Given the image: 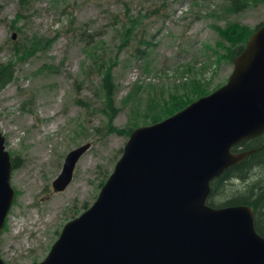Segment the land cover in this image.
Returning a JSON list of instances; mask_svg holds the SVG:
<instances>
[{"label":"rangeland","instance_id":"obj_1","mask_svg":"<svg viewBox=\"0 0 264 264\" xmlns=\"http://www.w3.org/2000/svg\"><path fill=\"white\" fill-rule=\"evenodd\" d=\"M132 19L130 37L122 36ZM262 21L264 0H246L236 11L230 0H31L26 6L0 0V62L11 61L14 69L0 89V132L16 162L9 176L16 193L0 229L3 264L42 260L62 225L95 199L121 154L127 136L109 132L96 64L110 66L115 84L112 126L124 127L133 109L141 113L153 100L159 107L151 115L159 121L223 84L234 36ZM23 49L28 54L19 59ZM138 86L144 92L135 102L128 93ZM184 95L186 103L169 114ZM145 115L138 125L151 119ZM85 142L70 181L53 190L65 153ZM248 175L264 189V166ZM250 180L227 181L225 194ZM212 197L214 204L225 199Z\"/></svg>","mask_w":264,"mask_h":264},{"label":"water","instance_id":"obj_2","mask_svg":"<svg viewBox=\"0 0 264 264\" xmlns=\"http://www.w3.org/2000/svg\"><path fill=\"white\" fill-rule=\"evenodd\" d=\"M262 132L264 23L223 84L129 133L95 199L62 225L37 264H264L251 207L206 203L210 181L249 153L230 148ZM88 146L65 153L53 190L68 184ZM11 166L0 132V229L14 197Z\"/></svg>","mask_w":264,"mask_h":264},{"label":"trees","instance_id":"obj_3","mask_svg":"<svg viewBox=\"0 0 264 264\" xmlns=\"http://www.w3.org/2000/svg\"><path fill=\"white\" fill-rule=\"evenodd\" d=\"M17 4L20 6H26L31 0H16ZM246 4V0H230V6L231 8L236 11L242 9ZM264 21L257 24L255 27H253L250 30L245 29L243 36L239 37V34L234 36V44L231 46L230 49L226 52L227 58H229L231 61L235 55H237L243 48V45L248 38L249 34L259 25L263 24ZM135 24V19L128 21V26L124 27L122 31V36L130 37V30L133 28V25ZM244 29V28H243ZM235 30L234 28H231V31ZM227 33V32H224ZM232 34V33H231ZM226 36V35H225ZM36 43L32 45V47H36ZM137 51V50H136ZM18 52V48L14 53ZM26 50L23 49L18 53V58L23 59L26 54ZM136 57H140L139 52L135 54ZM102 62V61H101ZM94 65V62L92 63ZM103 66V67H101ZM96 70L99 72V88L102 91L103 94V107L100 109L103 112V115L107 117V125L109 127V132L111 133H118V134H124L128 137L129 133L136 127L141 125H146L150 123H154L158 121L156 119V116H152L151 112L156 110L157 107H159L158 104H154V100L151 103V106L146 108V110H143L141 113L137 109H133V115L131 114L130 117H128L127 124L124 127L117 128L112 126L113 118L116 114V106L114 105V95H115V84L112 80V75L110 71V66H106L103 63L96 64L95 66ZM13 64L11 61L7 62H0V89L13 78ZM198 88H190L191 92L195 91ZM132 91V89H131ZM141 92L144 91L141 89V87H134V90L132 92H129V96L131 94L135 97V102L140 100L142 98ZM200 92V91H199ZM188 99L187 95H184L182 97L175 98L170 106H176L177 104H184L186 103ZM191 102V101H190ZM188 104V103H187ZM137 106V105H134ZM179 106H176L175 109L171 110L169 112L172 113L174 110L179 109ZM154 109V110H153ZM168 110V109H165ZM164 111V110H163ZM178 111V110H177ZM176 112V111H175ZM145 114H149L151 119L148 122H141V125H138L137 119L138 118H147ZM133 118V119H132ZM138 125V126H137ZM230 150L232 152H240V151H249V153L246 155V157L236 163L235 165H232L231 167L225 169L218 177L213 178L209 185H210V192L207 196L206 203L212 207H221V206H227V205H238V204H245L249 205L253 210V222H254V228L255 230L264 237V189L261 188V186L256 183L252 182L250 179L256 180L255 177L248 178V174L251 169H257L264 166V132L261 134H258L254 137L244 139L237 144L233 145ZM254 175H256L254 173ZM106 177H103L100 182L99 186L102 185V183L105 181ZM238 180V181H246L250 180L252 183H246L244 188H240V190H233V193L226 195V188H224V184L228 183L230 180ZM228 181V182H227ZM225 191V192H224ZM232 192V191H231ZM215 195L221 196V198H225L221 202L214 204L213 197ZM86 209V208H84ZM3 226L2 228H4ZM1 228V229H2Z\"/></svg>","mask_w":264,"mask_h":264},{"label":"flooded vegetation","instance_id":"obj_4","mask_svg":"<svg viewBox=\"0 0 264 264\" xmlns=\"http://www.w3.org/2000/svg\"><path fill=\"white\" fill-rule=\"evenodd\" d=\"M10 161H11V168L15 166L16 162H15V158L13 159L12 157H10ZM16 193V191H15Z\"/></svg>","mask_w":264,"mask_h":264}]
</instances>
